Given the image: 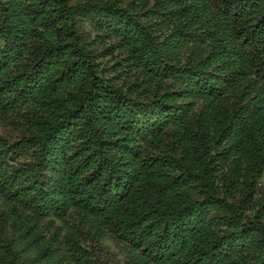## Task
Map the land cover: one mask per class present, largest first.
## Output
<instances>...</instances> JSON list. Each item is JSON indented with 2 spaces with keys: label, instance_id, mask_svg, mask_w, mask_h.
I'll use <instances>...</instances> for the list:
<instances>
[{
  "label": "trees",
  "instance_id": "16d2710c",
  "mask_svg": "<svg viewBox=\"0 0 264 264\" xmlns=\"http://www.w3.org/2000/svg\"><path fill=\"white\" fill-rule=\"evenodd\" d=\"M0 119V264H264V0H0Z\"/></svg>",
  "mask_w": 264,
  "mask_h": 264
},
{
  "label": "rangeland",
  "instance_id": "374dc122",
  "mask_svg": "<svg viewBox=\"0 0 264 264\" xmlns=\"http://www.w3.org/2000/svg\"><path fill=\"white\" fill-rule=\"evenodd\" d=\"M20 134L21 133L17 129L13 128L8 122L0 119V136L16 140L20 137ZM102 244L106 249L107 256L105 258L109 264H126V257L123 249L111 236L105 237L102 240Z\"/></svg>",
  "mask_w": 264,
  "mask_h": 264
}]
</instances>
